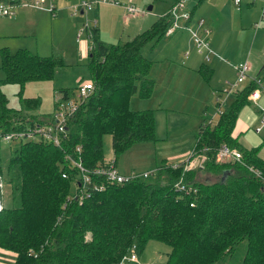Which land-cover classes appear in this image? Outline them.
Instances as JSON below:
<instances>
[{
    "label": "trees",
    "instance_id": "obj_1",
    "mask_svg": "<svg viewBox=\"0 0 264 264\" xmlns=\"http://www.w3.org/2000/svg\"><path fill=\"white\" fill-rule=\"evenodd\" d=\"M169 14L115 43L93 28L88 69L94 88L67 118L60 144L23 137L5 149L3 160L0 140V177L11 193L0 210V247L15 253L14 264H117L132 248L140 256L150 239L170 246L165 264H225L243 241L242 263L264 264V159L258 146H242L232 135L239 110L259 87L252 78L227 103L218 102L216 121L199 125L193 151L205 156L201 166L162 163L153 177L122 183L92 174L103 188L87 186L82 199L73 196L81 178L72 158L90 170L104 165V134L112 136L114 159L155 138L154 111L132 108L129 100L136 91L151 92V61L142 47L164 35ZM0 57V132L45 122L31 112L40 98L23 95V88L32 79H52L63 58L5 46ZM260 73L263 78L264 65ZM4 83L18 85L19 107L9 105ZM223 144L237 148L240 160H216ZM178 180L195 190L176 189Z\"/></svg>",
    "mask_w": 264,
    "mask_h": 264
},
{
    "label": "rangeland",
    "instance_id": "obj_2",
    "mask_svg": "<svg viewBox=\"0 0 264 264\" xmlns=\"http://www.w3.org/2000/svg\"><path fill=\"white\" fill-rule=\"evenodd\" d=\"M2 1L11 6L14 12L17 11V16H15V18H17L19 22L15 27L7 29L8 31H11L12 35L5 34L6 31L4 24L6 21L3 20V23H0V46L8 43L10 46L8 45L9 47H7L11 51H15L17 47L23 46V48H27L31 52L39 55H53L63 58L64 63L57 67L55 76L52 79H32L27 81L23 88V95L37 96L40 98L39 106L36 109L31 110V112L37 114L40 119L47 120L50 119L53 114L56 99L63 95L64 90H67L69 97L73 98L76 96L77 83L85 79H91L88 69L89 53L87 48L85 49V45L86 43H89V39L85 29L79 33L81 28L88 24L89 27H92L91 32L94 33L93 28L98 26L100 37L106 42L115 43L117 41L127 40L132 38L138 32L150 27L152 23L160 17V15L157 17L158 12L170 8L168 11L171 13V8L177 0H175L171 6V0H55L56 8H58L57 12L52 13L51 15L49 14L50 12H47V15L45 16H39L37 13V9L44 8L43 5L45 4L37 6L35 5L36 0H14L13 3L11 0ZM68 1L70 4L65 7L67 9L59 11V9L62 8V5L64 7V5L68 4ZM84 1L90 3V7H86L83 12H81L83 7L82 2ZM191 1H193L192 3H197V0H185V11ZM215 2L218 4L216 6L212 5V3L214 4ZM128 7L133 8L134 11L128 10ZM198 8H223L222 11L225 17L227 18L229 14L232 20L235 18L239 19L243 16L233 0H203ZM239 8H252L253 11L255 10L256 14L254 15L248 12L252 9L248 11L243 10V12L249 17H253V23H248V25L251 27V24L258 22L261 29L264 28V18L262 19L264 0H241ZM137 14H140V16L145 14L144 19L139 18L140 16L136 17ZM38 16L39 19L37 20ZM168 17L170 18V14ZM1 18L6 19L7 17H0V19ZM12 18L13 17H11V19ZM184 19V17H181L178 24L182 26L184 24ZM20 20L22 22H20ZM61 27H68V29L77 28L73 40H71V31L68 30L67 33H63ZM210 37L211 39H214V36L211 35ZM156 43L157 38L152 39L144 45L143 52L145 55H157L158 50L155 51L157 49ZM231 45L232 43L229 45V49ZM237 48L238 49H235V53L230 56V60L237 62L238 60H241V58L238 59L239 56H243L242 61L246 60V57L249 58L253 67L248 69V77L252 72H258L261 66L264 65V38L263 41L258 38L252 40L247 38L246 34L240 33L238 35ZM188 51H193L195 54L199 53L194 41H192L190 47H187V52ZM79 52L81 53L80 55ZM204 52L205 51H203V54H199L204 56ZM160 53H164V51H161ZM172 54H175V52L173 51ZM182 55L184 56L185 53L183 52ZM202 62L205 64V70L211 67L207 61L202 60ZM205 72L207 74V71ZM236 76V71L232 72L226 68H220L218 74L213 77L214 91L218 97H215V100L208 102V113L213 114L211 118L212 120L217 119L219 115L216 103H227L232 97L233 92L242 89L249 81V78L247 77L248 79H246L245 82L236 85L233 92H230L229 94H227L226 91H223L224 88L219 89L222 85L223 87L229 86V84L236 79ZM1 77H4V71L0 67V78ZM137 86H139V84H137ZM2 88L8 96L9 105L13 108L19 107L17 94L18 85L15 83H4ZM136 92L133 93L131 98L132 106L134 105L132 102L139 100L136 99ZM192 98L199 100L198 97ZM196 103H200V101L193 102L190 109L173 112L178 115V117H175L173 120L170 119V115H168L169 117L162 116L161 118H157V124L155 125V138L142 140L122 151L116 158L118 169L125 170L133 167L136 170L131 171L140 173L146 171L149 175L144 178H151L158 170L154 169L159 168V165L154 167L156 164L161 162L166 164H170L171 162V164H173V162H179L184 156H187V159L194 149V140L196 139L195 136L198 127L200 123H203L202 117L198 120L199 114L198 110H196ZM135 106H137L136 103ZM165 113L170 114V112ZM173 113H171V115ZM207 119L208 118L206 117L204 120L208 121ZM261 135L264 137V129L262 130ZM38 137L37 134L32 136V138ZM16 140L18 139L3 141L1 143V145L5 147L3 150L5 151L6 148L13 145ZM111 141V134L106 133L103 135V154L106 160L114 158ZM182 150L185 152L179 153ZM8 156V152L5 151L2 156L3 160H6ZM195 167H198V165ZM184 168H187L186 165H184ZM199 173L202 174L201 176L205 174L204 171ZM0 195L2 196H0L2 203L8 204L11 202V193L8 185L1 187ZM244 245V241L239 242L236 248L227 255L228 259L225 261V264H243L241 259ZM134 251L137 253L136 250ZM169 251L170 246L164 241L150 239L147 241L142 251V257L149 264H165ZM130 252L131 250L127 252L126 255H129ZM14 262V252L0 251V264H14Z\"/></svg>",
    "mask_w": 264,
    "mask_h": 264
},
{
    "label": "crops",
    "instance_id": "obj_3",
    "mask_svg": "<svg viewBox=\"0 0 264 264\" xmlns=\"http://www.w3.org/2000/svg\"><path fill=\"white\" fill-rule=\"evenodd\" d=\"M174 1L175 0H171L170 6ZM202 1L203 0H197V3H192L193 1H191L187 8L190 13V18L184 19V24L175 28L169 34H164L165 36L162 35L161 37L157 38V49L155 51L158 50V52L156 56L145 55V53L143 52L144 46L142 47V54L151 61L148 74L152 79V89L150 94L146 97H142L138 94V92H136V99L139 100H135L134 102H132V104H134L133 106L131 105V98L133 96L132 94L129 100V105L132 106V108L136 109H152L154 111L155 125L157 124V118H161L162 116L169 117L168 115H170V119L173 120L175 117H178V115L173 112H176L177 110L179 111L190 109L192 103L197 101H200V103H196V110H198L199 114L198 120L201 119L200 117H202L203 120L206 119V117L208 118L207 120L211 119L213 114L208 113V102L215 100L218 97L216 96L214 91L212 81L213 77L218 74L220 68H226L227 70H231L232 72L236 71V65L243 59V56H239L238 59L241 58V60H238L237 62L230 60V56L235 53V49H238V35L240 33L246 34L247 38H250L252 40L258 38L263 41L264 28L261 29L260 25L256 26L255 22V24H251L250 27L248 23H253V17H249L245 12H243V10L248 11L252 8H238V10H240L239 12H241V15L243 16H241L239 19L235 18L234 20H232L229 14L227 18L225 17L222 11L223 8H198L199 4ZM69 4L70 2L68 1V4L64 5V7L62 5V8H60L59 11L66 10L67 8L65 7H67ZM217 4L218 3L216 2L214 4L212 3V5L215 6ZM169 9L170 8H167L166 10L158 12L157 17L159 15L161 16ZM57 10L58 8H56V12ZM16 12L10 14L12 16L0 15V17H7L6 19H0V23H3V20L6 21V23L4 24V28L6 31L5 34L12 35L11 31H8L7 29L10 27L13 28L18 24L19 21L17 20V18H15V16H17ZM47 12L49 13L50 11L46 10L45 8L37 9V13L39 16H45L47 15ZM248 12H250L252 15L256 14V11H253V9ZM49 14L51 15L52 13L50 12ZM144 15L140 16V14H137L136 17L140 16L139 18L144 19ZM39 16L37 17V20L39 19ZM11 17L13 18L11 19ZM200 20H202V23H199ZM20 22L22 21L20 20ZM61 30L63 33H67V31L70 30L72 33L71 40H73L77 28L75 27L68 29V27H61ZM193 32H196L201 38H204L208 41L210 51H208L207 53L209 54V59H205L204 56L199 54H203V52L198 51V55L193 51L187 52V47H190L192 41H194ZM209 34L210 36H214V39H211ZM98 36L101 40H103L100 37L99 29ZM231 43L232 45L229 49V45ZM87 44L88 43H86L85 45V49L87 47ZM8 45L9 44L6 43L0 46V48L4 46L7 47ZM20 47H17L16 49ZM161 51H164V53H160ZM173 51L175 52V54H172ZM183 52L185 53L184 56L182 55ZM80 54L81 53L79 52V55ZM245 59L249 61L250 68L253 67L249 58L246 57ZM202 60L207 61L208 64L211 65V67L205 70V64L204 62H202ZM262 67L263 65L258 72H252V74H250L248 78L251 79V77L259 76L261 74L260 72L262 70ZM205 71H207V74ZM259 79L262 83V87H258V96L256 98H249L248 102L241 107L237 115L232 135L237 138L238 142L242 146L250 148L257 145L259 147L258 155L264 159V137L261 135V132L264 129V78L261 77ZM245 80L243 82H245ZM225 87L226 86L223 87L222 85L221 87H219V89H223ZM192 97H198L199 100H195ZM135 103L137 104V106H135ZM165 112H170V114H166ZM171 113L173 114L171 115ZM203 120L202 122H205V120ZM216 120L217 119H211V121ZM184 152L185 151L182 150L179 153ZM186 157L187 156H184V158L180 159L179 162L187 160L188 158L186 159ZM162 163L163 162L156 164L154 167ZM176 163L173 162V164ZM118 170L122 173H128L131 170L136 169L131 167L125 170ZM0 251L13 252L2 247H0ZM140 257L144 259L142 257V254L140 255Z\"/></svg>",
    "mask_w": 264,
    "mask_h": 264
},
{
    "label": "built area",
    "instance_id": "obj_4",
    "mask_svg": "<svg viewBox=\"0 0 264 264\" xmlns=\"http://www.w3.org/2000/svg\"><path fill=\"white\" fill-rule=\"evenodd\" d=\"M100 1V0H98ZM107 1V0H102ZM234 4L239 8L241 0H233ZM45 4V5H43ZM35 5L41 6L50 11L51 13L56 12V6L54 3V0H36ZM82 10H84L86 7H90V3L84 1L82 2ZM185 7V0H177L175 4L171 8V21L170 24L167 26L164 34H169L172 32L175 28L179 27L178 21L181 19V17H184L185 19L190 18V13L188 10H184ZM128 10L134 11L133 8L128 7ZM14 10H12L11 6H9L6 2L0 0V15L1 16H7L10 14H13ZM264 18V11L262 13V19ZM199 23H202V20H200ZM256 26L259 25L257 22L255 24ZM85 29L88 34L89 43L87 44V51L90 49L92 45V27H89L88 24H86L83 28L80 29L79 33ZM194 34V41L196 43V46L198 48L199 52H204V58L209 59V54L207 53L210 51L208 41L204 38H201L196 32ZM250 68L249 61L246 59L242 62H239L236 65V79L229 84V86L224 88V91H226L227 94L230 92H233L236 85L243 82L248 77V69ZM254 79L258 84L259 87H262V83L258 76L251 77ZM94 84L93 82L88 80H82L77 84L76 87V96L73 98H70L69 95L67 97L60 96L56 99L53 114L50 119L43 120L45 122L43 123H37L35 126H29L27 129L23 130H11L7 132H0V140L2 141H9L13 139H20L23 137H32L33 135H42L47 140L53 142L54 144L58 145L60 144V140L62 138V135L65 133V123L67 118L71 115V113L78 107V105L85 100L93 91ZM258 96V87L254 89L250 97L256 98ZM219 109V108H218ZM209 119L208 121H210ZM203 154H195L194 151L189 155L187 162L185 163L186 167L185 169L193 168L195 166H201V162L204 159ZM241 152L235 148V147H229L226 144H223L219 147L217 154H216V160H228V159H237L240 160ZM106 160V159H105ZM73 164L77 166L79 169L80 174V182L78 185L75 186L74 189V195L76 197H80L81 199L85 194H88L86 192V188L92 187L95 189H101L103 188V183H97L92 182L91 175H102L105 177L106 180L110 182H127L129 180H132L133 178L137 177H146L149 175L148 172L144 171L142 173L131 171L128 173H122L120 172L115 164V159L111 158L106 160V163L104 165H98L92 170L85 168L82 165L80 158H72ZM173 166H176V164H173ZM158 168H155L154 170H157ZM174 186L178 190H195L194 188L190 186H186L181 180H178L174 183ZM2 187V180L0 177V189ZM193 204V203H191ZM2 208V201L0 199V209ZM117 264H149L147 261L143 260L138 256V254L134 251V248L131 249V252L129 255L122 256L121 260Z\"/></svg>",
    "mask_w": 264,
    "mask_h": 264
},
{
    "label": "water",
    "instance_id": "obj_5",
    "mask_svg": "<svg viewBox=\"0 0 264 264\" xmlns=\"http://www.w3.org/2000/svg\"><path fill=\"white\" fill-rule=\"evenodd\" d=\"M81 12H83V10L81 9Z\"/></svg>",
    "mask_w": 264,
    "mask_h": 264
}]
</instances>
